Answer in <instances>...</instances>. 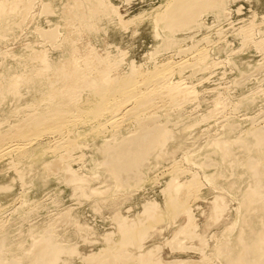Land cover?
<instances>
[{
    "label": "rangeland",
    "instance_id": "rangeland-1",
    "mask_svg": "<svg viewBox=\"0 0 264 264\" xmlns=\"http://www.w3.org/2000/svg\"><path fill=\"white\" fill-rule=\"evenodd\" d=\"M108 1L111 5L115 7V9H117V13L122 18L124 23L123 24L118 23L117 18L115 16L102 17V19H100V15H97V17L99 16L98 20L94 22L96 24L95 25L96 29L92 31L89 30L87 31L85 25H83L81 21L80 15L78 16L80 20L76 16V14H79V12L77 11L78 10L77 8L73 7L75 5L73 4L72 0H68V1L52 0V2H54L55 5V10L60 8L61 13L58 14H52L50 12L47 13V10L44 8L45 7L44 2H46V0H38V1L34 0V4H36V6L33 5V8L34 6L35 8L34 9L32 8L30 10L31 13L27 17L25 23H23V25L20 28L16 29L14 33L12 32L4 40L0 41V71L6 70L8 66H11V68H9L11 70L13 66H15V62L17 63V59L16 58L14 59L11 55H15V57H18V55L20 54H26V55L28 54L27 57L21 58L22 61L21 59H19L18 61V63L20 64L19 66L22 67L21 68L18 67L17 69L19 70L20 68V69L28 70L31 67L36 69V72L34 73L39 75L40 70L42 69V67H40L41 63H39L38 59L35 58L36 56L34 55L33 52L35 51L34 50L35 48L36 49L45 48L48 50V53L52 56H55L58 53L57 50H54L55 40L52 39L51 35L45 33L47 38L45 39L44 37L45 36L44 32H46L49 29V27H51L52 25L55 26L54 24H52V22H56V21H58V23H60L61 21L58 27L59 29L61 28V32L63 31V33H61V35L59 36L61 38V40L59 39V43H61L60 49H66V46L68 49L72 43V47L74 46L73 49H80L81 52L89 51V49H95V50L97 49L96 52H98L101 55L102 54L104 55L105 52H109L112 55L120 51L124 54L123 64L121 65L122 67H125L126 64L130 63V61L132 63L134 61L133 64H135L139 68L141 67L140 69H145V67H149L151 64L154 63L163 62L165 58L166 60L172 59L171 61L173 60L178 61L179 57L182 58L183 55H185V53L190 51L192 52L197 49H201V47H207V49L209 48V50L211 51L210 55L212 56L211 57L212 59L210 58V62L214 61L218 64L213 62L215 64L214 65L211 62L212 65L210 64L209 67L210 68L212 67L213 69L207 68L208 70L205 69L204 72L203 70L196 71L194 75L191 74L189 75L190 71L189 69H186L182 72L181 76L180 73L179 75H176L175 78L173 77V80H179V78L181 77L180 80L183 78V80L186 81L188 85L191 83L195 89H198L197 92L199 91V93L197 94H199V96L198 95L194 96L196 97V99H194V97L192 96L191 99H189L190 102L189 100H187L188 103L183 102L182 106L178 105L173 108L168 106V104H166L165 102L164 103L160 102L161 104L158 103L159 105H156L155 107L151 108L153 112L152 110L149 109L150 111H148L147 113L149 112L151 113H149V115L146 113L147 116L145 115L146 117L139 120L138 122H135L134 125L132 124L131 126L127 125L128 127L126 125L119 127L121 131L119 128H114L112 130L110 129L108 130V132L106 131L107 133H103V135L101 136L102 139L103 137L106 136L103 140L100 137L99 139L96 138L97 139V140L95 139L96 141L95 143L97 145L96 147H99L101 144V146L104 147L101 149L104 150L97 148L99 151H96L97 153H95L94 151L95 147L93 143L94 141L93 142L86 141L85 142V144L87 143L86 145L84 144L81 147V149H79L77 152L75 151V154H73L74 158L72 157L73 159L71 158L70 162H71V166L73 167V169H75L76 173L79 174V176L82 174L84 175V177L86 176L87 178L88 185L86 186L89 187H87L86 192L83 193L84 196L79 194L80 193L79 190L74 187L76 183H79L78 181L72 182L73 184L72 183L70 184L61 177L62 173L58 174L57 172H55L54 174L52 173L50 175L49 174L45 175L43 168H41L43 164L42 162L45 161V158L43 157H38L36 155L33 156L32 158L29 157V159H23L19 162L17 161L16 163L14 162L16 159L14 157L10 159L8 157H5L4 159L1 158L0 185H2L3 187L6 186L9 187L8 190H0V225H1L0 240L1 239L3 240L2 242H4V245L6 247L5 252L7 255L5 257L8 258L14 257L16 260L22 262V264H27V260H28L27 252L30 249L32 237L34 235L35 236L52 235L54 238L57 237L56 239L58 241L65 243V245L68 244L70 246L75 245V247L78 250L77 255L76 254L63 255L62 259L59 260V264H86L85 262L86 256L96 254L102 248H105L108 245L111 246L113 244L111 240H108L106 238V235L107 236L110 235L113 239L117 237L116 236L118 230L117 224L121 216L123 218L126 216L127 220L136 219L142 222L146 220L144 223L145 225H148L150 220L148 218L146 219L145 215H143L145 219L144 217H141L142 215L141 213H143L142 207L145 201L146 202L155 201L159 204V207L163 211L164 209L163 187L164 185H166V183L169 180V174H167L169 171L167 173L165 171L170 170L171 167L170 164H172L171 160H164L159 157L157 158V156H155L154 150H152L153 148L151 144V139L158 133V130L161 127L165 125H169L172 127L174 125V127L172 128L175 131L176 138L178 140L180 138L179 141L181 142V144H178L181 145V147L179 148V150L176 151V153H174L175 154L174 159L183 160L184 155H190L194 157L196 161L194 162L192 161L193 163L191 161H186V160H183L182 163L183 165H185L184 166L185 168H187L186 166L190 168L189 169L190 173L194 172L195 174L197 172L195 175H199L197 178L199 181H201L200 184L203 183L201 187L199 186L200 190L197 192L195 196L196 198L189 200V206L190 205L192 206L191 211L194 208L192 213L194 217V223L196 224L195 228H197V231L196 229L195 231L201 237L184 239L185 237L184 236L182 237L180 235L182 238L180 237L179 238L180 240H182L183 243L185 242L184 244L186 245V248H171L169 247V245H167L168 244L167 242L171 240L173 235L176 233L177 231L176 229H178L180 226H183L187 222L186 215L180 214L179 216H177V218L174 221L167 222L164 220V221H158L156 224H154V226L149 229L150 235H148V237L142 242L143 249L141 248V250L145 251L151 248L154 249L156 246L158 247L161 246L160 247L161 249L158 248L159 250L157 249L158 251L157 250L155 251L154 256L155 254H157L155 257L161 259L162 262L165 264H170V262L172 264L174 261L179 259L181 261L185 260L186 262L190 261V264H204L206 263V259L202 257L203 251L208 253L207 257H210L213 263L225 264V262L222 260L224 254L222 253L224 244L226 243V241H229L230 238L232 242H236L235 236H237L238 233L236 226L237 224L236 212L234 211L237 210L238 208V201L236 198L238 196H241L242 193L248 189L250 185L248 187L247 185L249 183L251 184V180L253 182V178L250 177V174L247 172H244L246 173V176L244 173L240 174L241 178L238 182L239 185L236 184L238 185V188L240 187L239 188L240 192L237 193L236 196H234L233 191H227L225 188H223V186L226 183H230L234 181L236 177L234 175H230L231 174L229 169L230 164L228 163L227 160L222 161V159H220L221 156L216 154L217 151L216 149L211 147V144L213 140L215 141V139L217 138H218L217 140L221 139L222 141H229L231 147L233 148L231 149L233 157L237 155L235 157L236 160L237 159L239 160V158H241L240 160H243V159H247L248 157L255 158V155L256 153H258V151H262L261 153L264 156L263 154L264 138L260 137V135L264 136V131H263L264 130V52H263L264 50L262 51V48H264V43L263 45H260L261 48L258 49L259 47L258 43L260 42L262 43L263 39L261 37H264V21L262 23V21L260 20V19L264 20V0H233V1L222 0L221 7L223 6V4L224 6L221 8L222 16L220 17L219 20L211 12H203L201 14L197 13L195 17L201 20V21L199 20L201 22L200 23L201 25L203 21L204 24L202 26L199 25L198 27L184 30L185 32L179 31L176 33L178 36L183 37L181 42L179 43V45H181L179 47L180 48L182 47L181 50H179L180 49L179 47H176L177 49L178 48L179 49L177 50L176 48H173L175 50H171V51L164 50L158 52L154 50V47L156 49V43L160 39L159 38L157 39V37L154 34V30H153L154 22H153V16L151 14L155 7L165 4L167 0H108ZM227 7L229 8L227 9ZM236 8L239 9L238 10L239 12L236 10L238 13L235 11ZM74 10L77 12L75 13ZM45 12L47 15L45 14ZM62 12H65V15L66 14L67 15L64 16V13L62 15ZM69 15H71V17ZM138 15H142V16L139 17ZM65 17H69L70 19L69 18L64 19ZM252 19L255 20L253 21ZM68 20H70L71 24L70 22L69 23L67 22ZM73 21L76 23H74ZM257 21L258 22L260 21L259 24L257 23ZM48 22L51 24H49ZM247 22L248 25L251 23L253 28V31H250L253 33V35H251L249 39L253 42V44L258 41L257 42L258 46L256 44H255L256 46H252L253 45L252 43H250L247 46L244 45L243 38L240 35V33L243 32V30L245 29L248 30L251 28V25L249 28ZM37 23L44 28L43 33L39 34L40 36L32 32V27ZM58 23L56 24L58 25ZM66 24H69L67 25L68 27L66 26ZM75 24L77 27L75 26ZM253 24H255V26ZM239 25H241L242 28ZM243 25L244 26L246 25L248 27H245L244 29ZM217 26H219L220 28H218ZM257 26L259 27V29ZM238 27H240L241 30H239ZM77 28H78V33H76ZM199 28L201 29L198 30ZM254 28L257 30H255ZM65 29H67L68 33L66 32ZM70 30L71 33H73L72 35L75 34L77 35L74 36L73 40H71L72 38H68L70 36L73 37L72 35L69 36V34H71L69 32ZM186 31L187 32L190 31V32L187 33ZM215 31L216 32L219 31L221 32V34L219 32L217 34ZM189 34L191 35V37L193 36L194 38L192 37L193 38L192 39ZM184 35L187 36V38L184 37ZM63 37L68 38V40ZM219 37L220 38L222 37L221 40H219L220 39ZM260 38L262 41L259 40ZM216 40H219V42H217ZM194 41H196L197 43H195ZM207 41L211 42L209 43L210 45L207 43ZM223 41L224 42L227 41L230 44L226 42L224 43ZM205 42L210 47H208L207 45L205 46L206 44ZM212 42L215 44H213ZM211 44H213V46ZM197 45L200 48L199 47L197 48L196 47ZM183 46H186V48ZM192 46L193 48H191ZM241 46L242 49H240ZM26 49H29L28 51L31 53H28ZM219 49L220 51H218ZM171 52L173 53L170 54ZM174 52L175 54L176 53L177 54L175 55ZM30 54L32 56H30ZM178 54L179 56H177ZM226 56L233 58L236 61V66H234L235 64H232L230 61L228 62ZM23 58L26 60H24ZM34 58L36 60H32ZM151 59L152 60L154 59V61H152ZM223 59L226 61H224ZM220 60L222 61L219 64ZM23 61L25 62V64H23L24 63ZM30 61L34 63H31ZM2 75L3 74H0V76ZM184 76H186L187 78L185 79ZM0 80H1L0 84L2 86L3 78L0 77ZM44 81L45 83L48 82L47 80ZM25 98H28V96H26ZM217 98H219V101L221 100L220 101L221 104L220 102L218 103L221 106L216 104L215 100ZM213 107L215 108V110ZM11 108H13L12 101H10L9 103V100H6L2 104H0V120L2 122H5L6 124L8 122L9 124L7 125L13 124L17 120V119L15 120V118L19 117V115L32 111L33 106L31 107L29 106L27 109L25 108L24 110H22L24 112L22 111L18 112L16 114L17 116L14 113H9ZM207 115L209 119L206 118ZM203 117L207 119L206 122H202L205 121V119L201 120V118ZM196 122H198L199 125ZM201 122L202 124H200ZM114 130H116L117 132H114ZM254 130H256L255 133L257 134L260 133L259 137L261 139L260 147H256V148L252 147L250 143L248 144L245 141L248 135L250 134V132ZM118 131L120 133H118ZM110 132H114V133L110 134ZM222 138L226 140H223ZM129 139H131L130 143L132 141L134 142V144L131 143L133 147H130L132 145L128 143ZM124 140H126L127 144L125 143ZM149 144H151L150 147L151 149L148 148L150 146ZM118 145H120V147ZM178 145H174V146H178ZM126 146L129 148V150ZM169 146H168L169 148L168 150L174 147V146L172 147ZM122 147H126L125 149L131 152V154L129 153L131 156L132 153L134 156H136V153L138 155L139 153L141 154L143 152H146V156L143 158L144 162L143 160H141L140 163L142 165L139 164L136 171H135L136 167L133 164L130 165L132 163V159L134 158V156H132L131 158L130 155L128 154L125 155L124 152L128 153V151ZM142 147L143 149H140ZM145 149L146 151H144ZM117 151L119 152V154L116 153ZM103 152L105 153L102 154ZM38 153L40 154V152ZM107 153L108 156L110 155L109 158L107 157ZM78 154L82 156H79ZM123 154L125 156H123ZM119 155H121L122 157ZM92 156L97 158V161L99 160L98 162L99 169L98 172L96 173L99 176L95 175L94 170L89 169L90 162L95 159ZM117 156H119L121 159L119 157L117 158ZM90 157L93 158L91 161H90ZM102 158L105 160H103ZM11 159L12 161L14 160L13 161L14 163L12 161L10 162ZM106 159L109 161H107ZM113 159L114 161H112ZM128 159L130 161H128ZM262 159L264 162L263 157ZM121 160H123L124 162L123 161L120 162ZM148 160L150 161L148 162ZM110 161L115 164L112 165ZM115 161L117 162V165ZM217 161L220 162L218 163ZM102 162L104 165L102 164ZM104 162L105 163L110 162L111 164L106 163L105 165ZM184 162L186 163L184 164ZM120 164L122 165L120 166ZM218 164L219 167L216 166ZM118 165L120 166L119 171L116 170L119 169ZM14 166L17 169H15ZM121 167L122 168L124 167L123 169L126 170L124 171ZM127 167L132 171L129 170ZM220 167L222 168L224 175L222 177L220 176L216 178L218 180V185L215 187L212 184L209 185V183L211 182L214 183L215 179L209 178L208 180H206L204 176L206 174L213 176V174L216 173L218 169H220ZM121 169L123 170L122 174L120 173ZM194 169L197 170L194 171ZM239 170L241 169L237 170L240 173ZM126 172H128V174H126ZM133 172H135L136 174ZM114 173L118 178L119 188L117 189H113V187H115L117 184L113 176ZM131 173H133V177ZM118 175L121 176L123 175L122 177L124 178H120L121 176L119 177ZM187 175L189 176V173ZM187 175L186 174L180 175L178 181L179 180L180 182L185 181L188 177ZM129 177L133 179L129 180L130 179ZM145 179L147 180L145 181ZM126 184H128L127 185L128 187L127 186L125 187ZM2 186H0V188ZM161 189H162V193H161ZM117 192L118 194H115ZM179 193H180L179 195L180 198L184 199V195L186 194V191L181 190ZM225 196L226 198H224ZM216 197L218 198L223 197L225 202V210L223 211V214L219 216L220 218L217 220V222H215V220L217 219L216 218L217 213L215 212V210L213 212L214 208L212 207ZM111 198L112 199L119 198V199L118 200L114 199L115 200L114 201ZM193 203L195 205H193ZM254 215L256 214H253L252 216ZM60 216L63 217L59 218ZM133 217L135 219H133ZM252 220L253 222H255L256 220L255 216L253 217ZM234 221L236 222L235 225H234ZM231 224L232 226L233 225L234 226L233 227L231 226L232 228L229 229V226ZM232 242H230L229 244L236 247V245H234V243ZM129 249H131V251H134L136 249V246L134 247L131 246ZM0 256L4 258V255L1 254ZM106 259L107 258L103 257V260H100L96 255V257H94L91 260V264H96V263L108 264Z\"/></svg>",
    "mask_w": 264,
    "mask_h": 264
},
{
    "label": "bare ground",
    "instance_id": "bare-ground-1",
    "mask_svg": "<svg viewBox=\"0 0 264 264\" xmlns=\"http://www.w3.org/2000/svg\"><path fill=\"white\" fill-rule=\"evenodd\" d=\"M231 1H233V0H231ZM72 2L75 5L73 7L77 8L78 9L77 11L79 12V14H76L77 18L80 15L81 21H82L83 25H85L87 31L88 30L92 31V30L96 29V27H95L96 24L94 22L96 20H98L99 16L97 17V15H100V19H102V17L115 16L117 18L118 23H121V24L124 23L122 18L117 13V9H115V7L113 5H111L108 0H72ZM221 2H222V0H167V2L165 4L161 3L162 5L155 7L152 14H151L153 16V22H154V29L153 30H154V34L157 37V39L159 38L160 40L156 43V49L154 47V50H156L157 52L158 51H164V50H170L171 51V50H175L173 48L181 46V45H179V43L181 42L183 37L178 36L176 34L177 32L192 29V28L198 27L199 25L202 26L204 24L202 21V25H201L200 24L201 20L195 17L197 15V13L201 14L203 12H211L219 20L220 17L222 16L221 8L224 6V4H223V6L221 7V5H222ZM35 3H36V1H35ZM44 3H45L44 8L47 10V13L48 12H50L52 14L61 13L60 8L55 10V5H54V2H52V0H46V2H44ZM33 5L36 6V4H34V0H1L0 1V41L4 40L12 32L14 33V31L16 29L20 28L23 25V23H25L27 17L31 13L30 10L33 8ZM35 6H34V8H35ZM228 8L229 7H227V9ZM227 9H226V11H227ZM75 10H74V12L76 13L77 11H75ZM236 10L238 11L239 9L236 8L235 11ZM151 11H150V13H151ZM229 11H230V9H229ZM63 13H64V16L67 15V14L65 15V12H62V15H63ZM45 14H46V12H45ZM58 16H60V15H58ZM64 16H62V17H64ZM69 16L71 17V15H69ZM138 16L140 17L142 15H138ZM138 16H136V17H138ZM66 18L68 19L69 17H65L64 19H66ZM110 18H112V17H110ZM62 19H60V20H62ZM214 20H217V19H214ZM250 20H251V18H250ZM260 20L263 23L264 20L263 19H260ZM64 21H62V22H64ZM67 22L69 23L70 20H68ZM259 22L257 21L258 24H259ZM56 23H58V21L52 22V24H54L55 26L52 25L53 27L51 26V27H49L48 30L46 29L47 31L44 32V35H45V33H48L49 35H51L52 39L55 40L54 41V48H55L54 50H57L58 53L55 56H52L48 53V50L45 48H43V49H36L35 48L34 49L35 51L34 50H33L34 52L32 51L36 57L34 55L33 56L38 59L39 63H41L40 67H42V69L40 70L39 75L34 73V72H36V69L31 68V67L28 70L20 69L22 66L21 67L19 66L20 65L18 63L19 59H21L22 57H27L28 54L27 55L26 54H20L23 56L18 55V57H15V55H11L14 59L15 58L17 59V63L15 62V66H13V68L11 70L9 69V68H11V66H8V68L6 70L0 71L1 72L0 74H3L2 76H0L3 78L2 86L0 84V86H1V88H0V104H2L6 100H9V103H10V101H12L13 102V108H11L9 113H14L15 115L18 112L24 110L25 108L27 109L29 106L30 107L33 106L32 111L21 114V115L18 114L19 117L15 118V120L16 119L17 120L14 123L11 122L13 124L7 125V124H9L8 122L6 124L5 122H2L0 120V159L1 158L4 159L5 157H8L10 159V158L14 157L16 159H15V161L14 160L13 161L16 163L17 161L19 162L23 159H29V157L32 158L33 156H36V155L38 157H43V158H45V161L42 162L43 164H42L41 168H43L45 175H47V174L50 175L52 173L54 174L55 172H57L58 174L62 173L61 177L66 182H68L70 184L72 182L78 181L79 183H76V184L74 183L75 186L74 185L73 186L79 190V192H80L79 194L84 196L83 193L86 192L87 187H89V186H86V185H88L87 178H86V176L84 177V175H82V174H81L82 176L81 175L79 176V174H77L75 169H73V167L71 166V162H70L71 158L74 156L73 154H75V151L77 152L79 149H81V147L85 144L86 141L87 142L88 141H92V142L94 141L93 142L94 147H95L94 151H95V153H97L96 151H99L98 149H101L104 147L101 146V144L99 147H96L97 145L95 143L96 142L95 139L96 138L99 139V137L102 139L101 136L103 135V133H107L108 130H110V129L112 130L114 128H119V127H122L125 125L126 126L127 125L131 126L132 124L134 125L135 122H138L139 120L146 117L147 116L146 113L148 111L152 110L151 108L155 107L156 105L161 104L160 102H163V103L165 102L166 104H168V106L173 108V107H176L178 105L182 106L183 102L188 103L187 100L191 99L192 96L193 97L196 95L199 96V94H197V93H199V91L197 92L198 89H195L191 83H190L191 85L190 84L188 85L186 83V81L183 80V78L181 79L182 80L181 81L180 80L181 77L180 78L178 77L179 80H173V77L175 78V76L179 75L180 73H181L180 74V76H181L182 72L186 69H189V71H190L189 75L190 74L194 75V73H196V71H202L203 70V72H204L205 69H207V68L211 69L212 68V67L210 68L209 66H210V64L212 65V63L214 61H211L212 63L210 62V58L212 56L210 55L211 51L209 50V48L207 49V47H201V49H197L199 47L197 45L196 46L197 48L195 47L197 50L185 53V55H183L182 58L179 57L178 61H176V60L171 61L172 59H168V58H167L168 60H166V58H165V60L163 62L151 64L149 67H145V69H140L141 67L139 68L135 64H133L134 61H133V63L130 61V63H128V64L125 63L126 64L125 67H122L121 65L123 64L124 54L120 51H118V52H116V54H112V55L109 52L104 51L105 54L101 55L98 52H96L97 49L96 50L95 49H89V51H86V49H85L86 52L82 51L83 52L82 53L80 51V49H73L74 46L72 47V43H71V46L69 47L70 49L69 48L67 49V46H66V49H60L61 43H59V39L61 40V38L59 36L61 35V33H63V31L61 32V28L59 29V27H58L59 24L61 23V21H60V23H58V25ZM64 23H66V22H64ZM74 23H76V22H74ZM262 23H260V24H262ZM49 24H51V23H49ZM70 24H71V22H70ZM213 24H215V23H213ZM232 24H233V22H232ZM67 25H69V24H66V26ZM211 25H208V26H211ZM247 25H248V22H247ZM250 25H251V23L248 25L249 28H250ZM253 25L255 26V24H253ZM75 26H76V24H75ZM79 26H82V25H79ZM239 26H241V25H239ZM248 26L245 25L244 29H245V27H248ZM69 27H72V26H69ZM217 27L220 28L219 26H217ZM78 28L76 30L77 31L76 33H78ZM241 28H242V26H241ZM43 29L44 28L37 23L36 25H34L32 27V32H34L35 34L40 36L39 34L43 33ZM200 29L201 28H199L198 30H200ZM238 29L241 30L240 27H238ZM258 29H259V27H258ZM65 30L68 33L67 29H65ZM71 30L69 31L70 33H71ZM245 30H247V29H245ZM245 30H243V32H241L240 35L243 38L244 45L247 46L250 43L253 44V42L249 39L251 37V35H253V33L250 32V31H253L252 25H251L250 29H248L247 31H245ZM255 30H257V29H255ZM188 32H190V31H188ZM218 32L219 31H217L216 33L218 34ZM238 32H240V31H238ZM65 33H64V35H65ZM79 33H80V31H79ZM195 33H197V32H195ZM219 33L221 34V32H219ZM72 34L73 33L69 34V36ZM75 35H72L73 37H71V36L70 37L67 36V37L72 38L71 40H73ZM223 36H225V35H223ZM236 36H237V34H236ZM44 37H45V39L47 38L46 35ZM184 37L187 38V36H185V35H184ZM190 37H191V35H190ZM209 37H210V34H209ZM238 37H239V34H238ZM63 38H66V37H63ZM68 38H66V39L68 40ZM221 38L219 40H221ZM261 38L264 41V37H261ZM261 38L259 39L260 41H262ZM75 39H76V37H75ZM223 39H225V38H223ZM219 40H216V41L219 42ZM208 41H210V40H208ZM208 41H207L208 44L211 43ZM216 41H215V43H216ZM263 41H262V43L260 42L261 44L258 43L259 44L258 49L261 48L260 45H263V43H264ZM194 42L197 43L196 41H194ZM225 42L228 43L227 41H225ZM240 42H242V41H240ZM257 42L254 43L253 45L252 44L251 45L252 46H256V45L258 46ZM207 43L205 44V46L207 45ZM215 43H213V44H215ZM191 44H193V43H191ZM213 44H211V45L213 46ZM228 44H230V43H228ZM183 47L186 48V46H183ZM189 47H188V49H189ZM208 47H210V46H208ZM181 48L179 50H181ZM191 48H193V46ZM29 49H26V50L28 51ZM240 49H242V46ZM31 50H32V48H31ZM185 50H184V52H185ZM263 50H264V48H262V51ZM218 51H220V49ZM28 53H31V52L28 51ZM172 53L173 52H171L170 54H172ZM177 53H178V51H177ZM174 54H175V52H174ZM181 54H182V52H181ZM30 56H32V55L30 54ZM177 56H179V54ZM226 57H227L228 62L230 61L232 64H235L234 66H236V61L233 58L228 57V56H226ZM35 58L32 60H36ZM24 60H26V59H24ZM28 60H29V58H28ZM21 61H22V59H21ZM152 61H154V59ZM221 61L222 60H220L219 64L221 63ZM224 61H226V60H224ZM31 63H34V62H31ZM214 63H216V62H214ZM23 64H25V62ZM216 64H218V63H216ZM137 65H140V64H137ZM18 67H20L19 70L17 69ZM184 77H185V79L187 78L186 76H184ZM44 80H47L48 82L45 83ZM26 96H28V98H25ZM194 99H196V97H194ZM198 99H199V97H198ZM215 101H216V104L219 105L218 103L221 100L219 101V98H217ZM189 102H190V100H189ZM220 104H221V102H220ZM219 106H221V105H219ZM215 108H214V110H215ZM222 108H223V106H222ZM22 112H24V111H22ZM152 112H153V110H152ZM149 113H151V112H149ZM149 113H147V114L149 115ZM203 116H205V115H203ZM206 118H208V115ZM206 118L205 117L201 118V120L205 119V121H202V122H206V120H207ZM198 120H200V119H198ZM202 122L200 124H202ZM196 123L198 124V122H196ZM194 126H192V127H194ZM172 127H174V125ZM172 127L169 125H165L158 130V133L156 132L157 134L153 138L150 137V138H152L151 144H152V148H153L152 150H154L155 156H157V158L159 157V158L164 159V160H171V163H172V164H170L171 165L170 170L165 171L166 173L169 171L167 173V174H169V180L167 183L165 182L166 185H164V187H163L164 188L163 189V194H164V209H163V211L161 210V208L159 207V204L157 202H155V201H147L146 202L145 201V203L142 207L143 213H141L142 214L141 217H144L143 215H145L146 219L148 218L150 220L148 225H145V223H144L146 220L144 222H142L140 220H136L134 217H133V219H135V220H130V219L127 220L126 216L124 218L122 216H121V218L118 216L120 219L118 220V224H117L118 226L116 225L118 227L117 234H116L117 237L113 239L110 235L109 236L106 235V238L108 240H111V242H113V244L111 243L112 244L111 246L108 245L105 248H102L96 254L86 256V258H85L86 264H91V260L94 257H96V255L98 256V258L100 260H103V257L107 258L106 261L108 262V264H140L142 262H143L142 264H165L162 262L161 259L155 257L157 254H155V256H154L155 251L158 248H160L161 246L160 247L156 246L154 249L151 248V249H147L144 251V250H141V248L143 246L142 242L148 237V235H150L149 229L152 228L154 226V224H156L158 221H164L165 220L167 222H171V221H174L177 218V216H179L180 214L186 215L187 222L186 223L184 222L185 224L183 226H180L178 229H176L177 230L176 233L173 235L171 240H169L167 242L168 243L167 245H169V247H171V248H186V245L184 244L185 242L183 243L182 240H180V238H182L183 236L185 237L184 239H186V238L187 239H189V238H200L201 237L196 232L197 228H195L196 224L194 223V217H193V213H192L194 208L191 211L192 206L191 205L189 206V200L196 198L195 196H196L197 192L200 190V187H201V185H203V183L200 184L201 181H199L197 178L199 175H195L197 172L195 174H194V172L190 173V171H189L190 168H188V166H186L187 168H185L184 167L185 165H183V163H182L183 160L194 162V161H196L194 159V157H192L190 155H184L183 160H175L174 159V155H175L174 153H176V151L179 150V148L181 147V145H178V144H181V142L179 141L180 138H179V140L176 138L175 131L173 130ZM124 128H126V127H124ZM120 131H121V129H120ZM178 131H179V129H178ZM255 131L256 130L251 131L245 141L248 144L250 143L252 145V147L256 148V147H260V144H261L260 137L264 138V136H261L259 132H258L259 134L255 133ZM114 132H117V131L114 130ZM114 132H110V134L114 133ZM118 133H120V132L118 131ZM240 133H242V132H240ZM259 135H260V137H259ZM105 137H103V139ZM235 138H237V137H235ZM217 139H215V141L213 140L211 147L216 149L217 152L216 151L215 152H216V154L221 156L220 159H222V161L223 160L228 161V163L230 164V166H229L230 167L229 168L230 173H231L230 175H234L236 177V179L234 181H232L230 183H226L223 186V188H225L227 191H233L234 196H236L237 193L240 192L239 191L240 187L238 188V185H239L238 182L241 178L240 174L247 172L250 174V177L253 178V182L251 180V184L249 183L247 185V187L250 185L248 187V189L245 192H243L241 196H238L236 198L238 201V208H237V210L232 209L236 212V220H237L236 226H237L238 233H237V236H235L236 242H232L231 238L229 241H226V243L224 244V247H223V251H222V253H224L223 257L221 255L222 260L225 262V264H264V162L262 159V157L264 158V156L261 153L262 151H258V153H256V155H255V158H252V157L247 158L246 157L247 159L240 160L241 158H239V160L238 159L236 160L235 157L237 155H235V157H233L232 151H231V149H233V148L231 147L230 142L229 141H222L221 139L217 140ZM130 140L131 139H129L128 143H130ZM223 140H226V139H223ZM227 140H230V139H227ZM124 141L127 144L126 140H124ZM240 141H238V142H240ZM131 143L134 144L133 141ZM210 143H211V141H210ZM210 143H209V145H210ZM151 144H149L150 145L148 147L149 149H151L150 148ZM234 144H235V142H234ZM236 144H237V142H236ZM174 145H178V146H174ZM242 145H243V143H242ZM118 146L120 147V145H118ZM168 146L169 147L174 146V147L171 148L170 150H168L169 149ZM126 147H122V148L125 149ZM130 147H133V145ZM143 147H144V145H143ZM143 147L140 149H143ZM145 147H147V146H145ZM252 147H251V149H252ZM117 149H120V148H117ZM101 150H104V149H101ZM107 150H109V149H107ZM125 150H127V149H125ZM128 150H129V148H128ZM144 151H146V149ZM190 151H192V150H190ZM38 152H40V154ZM137 152H139V151H137ZM104 153L105 152H103L102 154H104ZM116 153L119 154L118 151ZM129 153L131 154V152H129V151H128V153L124 152L125 155L126 154L130 155ZM149 153H150V151H149ZM249 153H251V152H249ZM124 154H123V156H125ZM78 155L82 156L80 154H78ZM121 155H119V156H121ZM119 156H117V158ZM132 156H134L133 153H132ZM132 156H131V158H132ZM145 156H146V152H143L141 154L139 153L138 155L136 153V156H134V158L132 159V163L130 164V165L133 164L136 167L135 171L138 168V165L141 164L140 162H141V160H143V158ZM92 157L95 158L94 156H92ZM107 157L108 158L110 157V155L108 156V153H107ZM93 158L90 157V161ZM103 158H104V156H103ZM155 159H156V157H155ZM103 160H105V159H103ZM123 160H126V159H123ZM123 160H121L120 162H122ZM11 161H12V159L10 160V162ZM78 161H80V160H78ZM107 161H109V160H107ZM112 161H114V159ZM116 161H118V160H116ZM128 161H130V160L128 159ZM149 161L150 160H148V162ZM201 161H203V160H201ZM98 162H99V160L97 161V158H95L94 160H92L90 162L89 169L94 170L95 175H97L96 173L98 172V169H99V163ZM143 162H144V160H143ZM106 163H108V162H106ZM106 163H105V165H106ZM111 163H112V165L115 164L113 162H111ZM146 163H147V161H146ZM185 163L186 162H184V164ZM102 164H103V162H102ZM14 165H16V164H14ZM116 165H117V162H116ZM121 165L122 164H120V166ZM118 166H116V167H118ZM120 166H119V169H116V170L119 171ZM216 166L219 167V164ZM12 167H13V165H12ZM189 167H190V165H189ZM222 167H223V165H222ZM14 168H15V166H14ZM15 169H17V168H15ZM122 169L120 171L121 174H122V171L124 170V169L123 170ZM140 169H141V167H140ZM238 169H241V170H239L240 173L237 171ZM129 170H131V169H129ZM196 170L197 169H194V171H196ZM131 171H128V172H131ZM128 172H126V174H128ZM109 173H111V172H109ZM133 173H135V172H133ZM133 173H131L132 177H133ZM137 173H138V171H137ZM188 173H189V176L187 175ZM131 174H129V175H131ZM183 174H186L188 176V177L186 176L187 179L185 181H181V182H180V180L178 181L179 176L183 175ZM244 174L246 176V173H244ZM143 175H145V174H143ZM223 175H224V172H223L222 168L220 167V169H218V171L216 173H214L213 176L206 174L204 177L206 178V180H208L209 178H214L215 182L214 183L211 182V183H209V185L212 184L215 187L218 185V180L216 178L220 177V176L222 177ZM97 176H99V175H97ZM113 176H114L115 182L117 183L116 186L113 187V189H117V188H119L118 178L115 175V173ZM118 176L120 177L121 175H118ZM122 176L120 178H124L125 174H124V177H122ZM126 178H125V180H126ZM180 178H182V177H180ZM201 178H202V176H201ZM132 179L133 178H130L129 180H132ZM155 179H156V177H155ZM184 179H185V177H184ZM214 179H212V180H214ZM146 180L147 179H145V181ZM120 184H121V182H120ZM236 184H238V185H236ZM127 185L128 184H126L125 187ZM0 186H2V185H0ZM8 189H9L8 186H6V187L2 186L0 188V190H8ZM181 190L186 191V194H185L186 197L184 195V199H181L179 196L180 195L179 192ZM161 193H162V189H161ZM199 193H201V192H199ZM115 194H118V192ZM213 195H215V194H213ZM216 195H218V194H216ZM221 196H222V194H221ZM224 198H226V196ZM224 198L223 197H220V198L216 197L214 202H213V206H212L214 208L213 212L215 210V212L217 213V217H216L217 219L215 220V222H217V220L220 218L219 216H221L223 214V211L225 210ZM114 199L116 200L117 198H113L112 200H114ZM197 200H199V199H197ZM195 201H196V199H195ZM191 203H192V201H191ZM195 203H197V202H195ZM193 205H195V204L193 203ZM235 208H236V206H235ZM196 210H197V207H196ZM253 214H256V215H254L256 218L255 222H253V220H252L254 217V216H252ZM61 217H63V216H60L59 218H61ZM145 217H144V219H145ZM146 223H148V222H146ZM235 223L236 222L234 221V225H235ZM177 226H179V225H177ZM231 226H232V224L229 226V229L233 227V226L232 227ZM195 229H196V231H195ZM228 231H230V230H228ZM54 235H56V234H54ZM56 238H54L52 235H48V236L47 235H44V236H35L34 235L31 239L32 242L30 245V249L28 248L29 251L27 252V256H28L27 264H59V260L62 259L63 255H74V254L77 255L78 254V250L75 247V245L74 246H70L69 244L65 245V243L58 241ZM201 240H202V238H201ZM221 240H222V238H221ZM2 241L3 240L1 239L0 240V255L1 254L4 255V258L2 256H0V264H22V262H20L19 260H16L14 257H11V258L5 257L7 255L5 252L6 247L4 245V242H2ZM230 242L234 243V245H236V247H234L233 245H230L229 244ZM223 243H221V244H223ZM131 246H133V247L136 246V249L134 251H131V249H129ZM221 246H223V245H221ZM231 246H233V247H231ZM144 248H146V247H144ZM25 250H26V248H25ZM202 253H203L202 257L206 259L207 264H216V263H213V261H211L210 257H207L208 256L207 252L203 251ZM104 261H105V259H104ZM206 263H204V264H206ZM170 264H171V262H170ZM172 264H190V261L186 262L185 260L181 261L179 259V260L174 261Z\"/></svg>",
    "mask_w": 264,
    "mask_h": 264
}]
</instances>
